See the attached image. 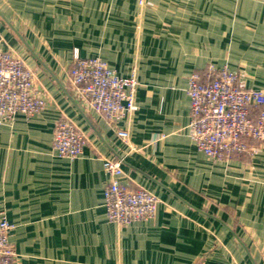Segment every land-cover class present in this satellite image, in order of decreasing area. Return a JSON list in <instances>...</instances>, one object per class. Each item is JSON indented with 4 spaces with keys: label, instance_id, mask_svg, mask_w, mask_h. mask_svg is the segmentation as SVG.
<instances>
[{
    "label": "crops",
    "instance_id": "crops-1",
    "mask_svg": "<svg viewBox=\"0 0 264 264\" xmlns=\"http://www.w3.org/2000/svg\"><path fill=\"white\" fill-rule=\"evenodd\" d=\"M3 51L36 74L46 109L0 124V216L18 264H264V144L218 163L190 137L189 79L228 67L264 91V0H0ZM136 74L137 110L124 143L72 94L75 50ZM87 136L73 161L52 149L55 124ZM258 145V144H257ZM160 200L156 216L109 223L103 161Z\"/></svg>",
    "mask_w": 264,
    "mask_h": 264
},
{
    "label": "built area",
    "instance_id": "built-area-1",
    "mask_svg": "<svg viewBox=\"0 0 264 264\" xmlns=\"http://www.w3.org/2000/svg\"><path fill=\"white\" fill-rule=\"evenodd\" d=\"M144 7L146 0H138ZM0 36V124L14 121L18 115L30 118L47 107L35 88L36 74L13 51L1 49ZM68 80L73 96L87 109L107 121L117 137L128 143L131 134L121 128L135 111L139 81L136 74L122 77L97 57L83 58L76 49ZM189 131L199 151L210 160L230 163L253 157L264 144V91L241 85L239 73L228 67L208 65L190 76ZM258 144V145H257ZM87 136L69 118L57 121L52 149L59 158H80ZM107 181L104 207L109 223L129 226L153 219L160 200L144 188L132 189L123 183L122 161H103ZM13 226L5 214L0 216V264H18V255L10 242Z\"/></svg>",
    "mask_w": 264,
    "mask_h": 264
},
{
    "label": "rangeland",
    "instance_id": "rangeland-1",
    "mask_svg": "<svg viewBox=\"0 0 264 264\" xmlns=\"http://www.w3.org/2000/svg\"><path fill=\"white\" fill-rule=\"evenodd\" d=\"M141 8V10L143 9V7H140Z\"/></svg>",
    "mask_w": 264,
    "mask_h": 264
}]
</instances>
